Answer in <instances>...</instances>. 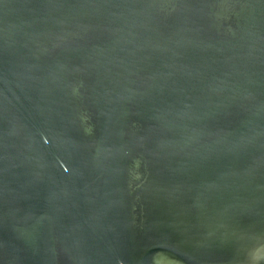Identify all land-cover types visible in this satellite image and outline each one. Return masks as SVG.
Segmentation results:
<instances>
[{"label":"water","instance_id":"1","mask_svg":"<svg viewBox=\"0 0 264 264\" xmlns=\"http://www.w3.org/2000/svg\"><path fill=\"white\" fill-rule=\"evenodd\" d=\"M0 264H264V0H0Z\"/></svg>","mask_w":264,"mask_h":264}]
</instances>
